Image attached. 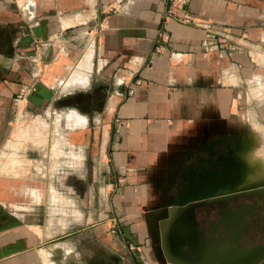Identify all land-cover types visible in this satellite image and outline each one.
Masks as SVG:
<instances>
[{"label": "crops", "instance_id": "obj_1", "mask_svg": "<svg viewBox=\"0 0 264 264\" xmlns=\"http://www.w3.org/2000/svg\"><path fill=\"white\" fill-rule=\"evenodd\" d=\"M173 1L0 0V144L17 113L15 96L29 84L35 90L27 96L28 107L37 109L67 108L59 101L87 87L105 90L101 107L90 115L75 108L91 117L82 129L91 148L101 144L99 153L90 151L98 159L88 168L91 179L82 199L60 182L63 171L75 166L51 170L50 162V173L38 178L30 166L21 177L0 175V264L107 261L81 260L74 247H66L71 254L65 256L61 245L70 240H98L113 249L105 242L111 240L120 264H189L177 252L184 214L172 189L176 173L205 139L191 130L207 122L199 112L207 104L221 106V80L218 54L203 53L204 30L166 16ZM174 2L178 14L239 28L256 7H264V0ZM249 25L256 34V25ZM83 57L86 72L90 62L87 85L84 78L74 79L81 86L65 85ZM214 121L219 122H209ZM35 183L43 189L37 200L24 189ZM50 186L75 197L52 202ZM78 198L89 204V215L78 208Z\"/></svg>", "mask_w": 264, "mask_h": 264}, {"label": "rangeland", "instance_id": "obj_2", "mask_svg": "<svg viewBox=\"0 0 264 264\" xmlns=\"http://www.w3.org/2000/svg\"><path fill=\"white\" fill-rule=\"evenodd\" d=\"M250 9H252V7ZM252 12V16L248 17L245 22L240 23L242 26L241 28L229 21L221 22L214 20L222 24L223 29L212 28L209 32L211 37L210 39L206 38V43L202 44V50L207 58L211 57L212 51L218 54V56L214 58L219 61L218 74L221 85L217 88L220 89L219 93H221V106L215 107L213 104L211 106L207 104L204 106L203 112H199V119H206L207 122H204L205 124H199V127L198 125L191 126L193 127L191 130L195 132L193 135L197 137H205L210 141L219 137L224 141L225 145L233 146V149L223 148L221 151H219V149L216 150L215 155L214 153L211 155L209 154L206 156L207 160L205 161L209 162V164H214V160L218 153H221V162L227 157L232 158L236 177L234 183L225 189V191L229 192L235 189V184L239 188H254L264 183V62L258 59V56H264V7H256ZM192 17L194 18L195 16ZM249 24L256 25L254 27L257 30L256 34L253 35V33L248 31L251 28ZM195 27L201 28L200 26ZM84 56L86 55L84 54ZM81 61L83 62L84 60L81 59ZM80 63L72 71V77L75 75L76 71L82 70L81 68L85 70L86 66L84 67ZM89 64L87 68L90 71ZM88 72H85L86 75L84 76L83 86H86L88 83ZM71 75L65 80V85H72ZM63 79H65V77ZM81 85L73 84L72 86ZM55 105L48 107V109L42 107L37 109L31 106L32 108H26L25 112H17L14 114L15 118H12L9 123V135L2 144H0V175L13 177V175L19 174L21 177L23 172L30 166V168L32 167L33 170H36L33 171L36 173L34 177L38 178L39 176H46V174L50 173L48 170V164L50 162H54L51 167L55 169L58 166L61 167L64 165L78 168L77 166L81 165L80 162H84L85 167H89L92 166V161L95 158L96 160L98 159L97 156L91 155L90 151L92 150L94 153H99L101 144L96 146L94 144L90 149L91 141L88 140V135L82 131L85 127H68L64 117L59 113L60 110L76 112L75 108L68 106L67 108L59 109ZM214 113L217 115V118L211 116L214 115ZM203 114L204 116L202 117ZM40 118L42 120H40ZM86 119H88L87 121H91V119L87 117ZM215 119H218L219 122L214 121L215 124L209 122ZM78 120L80 119L78 118ZM89 123L91 124V122ZM67 129H69V131ZM102 137L103 132L101 131L99 132V143L102 141ZM67 144L81 151V156H79L81 160L77 155L74 156L76 153H72L69 149L71 147ZM51 153L55 154L52 155ZM100 153H102V151ZM82 154H84V157ZM197 155H199V152H197ZM194 159L197 161L198 156ZM216 166L217 168H214H216L217 176L219 174V177H221L224 171H226L225 173L228 172L227 170L220 169V164H216ZM260 167H262L263 170H261ZM21 170L23 171L21 172ZM75 171L81 172L86 176L82 186L88 184L89 179H91L89 170L86 172L79 168ZM188 173L189 172L186 170H180L176 173V176L179 177L178 180H181L185 186H187ZM19 184L22 185L23 183L19 181ZM24 189L28 191L35 200L39 198V194H41L43 190L42 185L39 183L28 184V186L25 184ZM49 189L51 191L52 202L59 201L62 203L63 200H71L75 197L66 191L59 192V190L52 186H50ZM89 189L94 191L93 186H90ZM80 202L79 200V202L76 203L78 208L80 210H85L87 215V207L89 204H87L86 207L80 204ZM64 207L65 206L62 205L61 212L64 211ZM70 209L75 211L78 210L75 206ZM79 221H81V219ZM111 228L112 227H109L108 229L110 233ZM69 242H65L67 244L61 245L62 248L74 247V251H76L80 259L86 260V262L93 258L107 260L112 262V264L120 260L118 253L115 251L117 246L113 245L114 243L111 240L105 242H108L107 244L110 246H114L115 249L113 247V249L106 248V244L103 246L98 240H93V242L89 241L87 243H82L81 241L77 242L75 240H70ZM62 251L64 252V250H58V252L61 253L59 255L60 257L63 256ZM66 251L67 255L64 253L65 256L71 254L67 248ZM121 264L125 263L122 261Z\"/></svg>", "mask_w": 264, "mask_h": 264}, {"label": "flooded vegetation", "instance_id": "obj_3", "mask_svg": "<svg viewBox=\"0 0 264 264\" xmlns=\"http://www.w3.org/2000/svg\"><path fill=\"white\" fill-rule=\"evenodd\" d=\"M104 97L105 90L98 85L69 94L59 103L78 108L90 115L101 107ZM74 113L80 119V127H85L86 118ZM228 146L219 137L213 141L205 138L199 145V155L197 152L190 155L183 168L189 172L187 186L178 180L179 177L175 178L172 190L179 198L180 204L177 205L184 214L182 227L176 238L177 248H182L184 258L193 264H207L211 257H215L218 264H264V183L254 188H239L235 184V189L231 192L225 191L236 177L232 158L227 157L221 162V153H218L214 164L205 162L206 156L213 153L215 155L218 149H233V146ZM197 156L196 161L194 158ZM216 164L221 165L220 169L228 171L223 172V177L216 175ZM79 168L87 172L89 167H85L82 162L78 168L61 170L66 175L60 182L70 186L73 194L82 199L87 184L82 186L86 176L75 171ZM188 200H191L189 204H193L189 205L186 202ZM96 262L88 264H98ZM105 264L112 262L105 261Z\"/></svg>", "mask_w": 264, "mask_h": 264}, {"label": "built area", "instance_id": "obj_4", "mask_svg": "<svg viewBox=\"0 0 264 264\" xmlns=\"http://www.w3.org/2000/svg\"><path fill=\"white\" fill-rule=\"evenodd\" d=\"M175 1V0H174ZM172 2L171 5L173 8H169L166 12V16L178 18L184 22L193 24L194 26H200L204 32H205V39H210L209 32L211 31L212 28H220L223 29L222 24H219L215 22L214 20H209V19H198V18H193L191 15L188 13H182L178 14L175 11L176 4L175 2ZM39 42H35V47L38 48ZM35 90V85L34 84H29L26 88L21 89L19 92H17V95L15 96V101H14V109L16 112H25L26 108L28 107V98L27 96L29 93L33 92ZM131 93L132 90H129ZM131 248V246H129Z\"/></svg>", "mask_w": 264, "mask_h": 264}, {"label": "bare ground", "instance_id": "obj_5", "mask_svg": "<svg viewBox=\"0 0 264 264\" xmlns=\"http://www.w3.org/2000/svg\"><path fill=\"white\" fill-rule=\"evenodd\" d=\"M258 59H260V61L262 60L263 62H264V56H258ZM82 60H84L81 64L85 67L86 66V63H87V61H85V59H82ZM77 66V65H76ZM83 66H81V67H83ZM80 67V68H81ZM82 70H83V72H82V70H80V71H76L75 72V75L72 77V75L70 76V77H72V81H73V83H72V85L74 84V79L75 78H77V79H80V80H82L83 78H84V76L86 75L85 74V70L83 69V68H81ZM86 79V78H85ZM70 82V81H69ZM74 85H76V84H74ZM59 113H60V115H62L63 117H64V120H65V123H66V125L68 124V127H76V126H80V121L78 120V116H76V114L73 112V111H70V110H68V111H59ZM59 113H58V115H59ZM45 114V113H44ZM47 114H49V113H47ZM43 118V117H42ZM37 120V119H36ZM40 120H42L41 118H40ZM34 121V120H33ZM36 122V121H35ZM43 122V121H42ZM37 124V123H36ZM56 124V123H55ZM31 125H32V123H31ZM67 127V126H66ZM68 131H69V129H67ZM66 132V131H65ZM58 134V133H57ZM56 134V135H57ZM68 134V133H67ZM13 135V134H12ZM62 136V135H61ZM29 138V137H28ZM63 139V138H62ZM69 139V138H68ZM67 143V142H66ZM70 144H72V143H70ZM67 145H69V144H67ZM71 148H69L71 151H72V153L74 152V153H76V154H74V156L75 155H79V156H81V151L80 150H78L77 151V148H75L74 146H72V145H69ZM55 151V150H54ZM56 152V151H55ZM69 152V151H68ZM253 152V151H252ZM52 155L53 154H55V153H51ZM69 154H70V152H69ZM67 155V154H66ZM83 155V154H82ZM60 156V155H59ZM61 158V157H60ZM58 159V158H57ZM57 159H56V162H57ZM64 159V158H63ZM66 159V158H65ZM69 160V159H68ZM54 163V162H53ZM264 165V164H263ZM4 168V167H3ZM52 168V167H51ZM261 168V170H263V168L262 167H260ZM259 170V169H258ZM250 177V176H249ZM253 177V176H252ZM248 178V177H247Z\"/></svg>", "mask_w": 264, "mask_h": 264}, {"label": "water", "instance_id": "obj_6", "mask_svg": "<svg viewBox=\"0 0 264 264\" xmlns=\"http://www.w3.org/2000/svg\"><path fill=\"white\" fill-rule=\"evenodd\" d=\"M188 204H189V203H188ZM190 204H193V203H190ZM190 204H189V205H190ZM177 206H179V205H177ZM179 249H180V250L177 251V252H178V253H179V252L182 253V248L179 247ZM185 260H186V259H185ZM186 261H187V260H186ZM216 261H217V260H216L215 257H211V259L208 261L207 264H218V262H216ZM187 262H188V261H187ZM188 263H189V262H188ZM189 264H193V263L190 262ZM223 264H225V263H223Z\"/></svg>", "mask_w": 264, "mask_h": 264}]
</instances>
